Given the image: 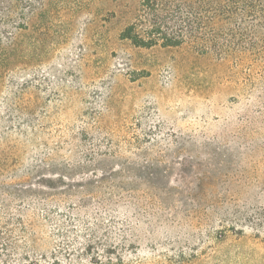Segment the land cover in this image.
<instances>
[{"label": "rangeland", "instance_id": "obj_1", "mask_svg": "<svg viewBox=\"0 0 264 264\" xmlns=\"http://www.w3.org/2000/svg\"><path fill=\"white\" fill-rule=\"evenodd\" d=\"M202 7L0 0V41L16 28L17 44L0 78V264H264V58L208 50ZM131 24L185 40L135 47Z\"/></svg>", "mask_w": 264, "mask_h": 264}, {"label": "trees", "instance_id": "obj_2", "mask_svg": "<svg viewBox=\"0 0 264 264\" xmlns=\"http://www.w3.org/2000/svg\"><path fill=\"white\" fill-rule=\"evenodd\" d=\"M196 3L198 6L203 4L206 9L202 7L203 13L198 12V17H201L198 21L201 23V32L200 36L195 37L202 40L203 44L209 45L208 50L220 53L223 58L234 54L264 58V0H196ZM221 24L232 29L238 28L236 34L230 35V39L237 37V42L223 39L214 33V28L218 30ZM163 31L165 30L150 24L144 34H139L135 31V24H131L120 33V39L129 40L133 46L140 48H151L158 43L162 47H177L185 40L183 34L174 35ZM155 33L161 37L155 36ZM218 40L221 41L217 43ZM16 48L15 28V32L5 33L4 40L0 41L1 79L16 74ZM8 111L16 114V104H11ZM57 175V178L48 180L49 188L56 189L67 184L69 176L63 172Z\"/></svg>", "mask_w": 264, "mask_h": 264}]
</instances>
